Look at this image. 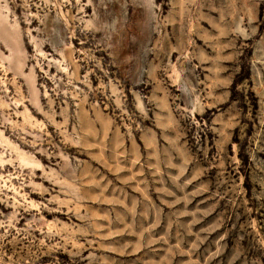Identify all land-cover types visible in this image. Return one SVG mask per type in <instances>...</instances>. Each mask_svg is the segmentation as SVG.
Instances as JSON below:
<instances>
[{
	"label": "rangeland",
	"instance_id": "rangeland-1",
	"mask_svg": "<svg viewBox=\"0 0 264 264\" xmlns=\"http://www.w3.org/2000/svg\"><path fill=\"white\" fill-rule=\"evenodd\" d=\"M0 264H264V0H0Z\"/></svg>",
	"mask_w": 264,
	"mask_h": 264
}]
</instances>
